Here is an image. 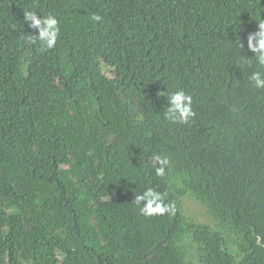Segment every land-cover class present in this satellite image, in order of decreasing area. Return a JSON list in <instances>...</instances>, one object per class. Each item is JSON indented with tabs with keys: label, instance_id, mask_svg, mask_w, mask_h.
<instances>
[{
	"label": "trees",
	"instance_id": "obj_1",
	"mask_svg": "<svg viewBox=\"0 0 264 264\" xmlns=\"http://www.w3.org/2000/svg\"><path fill=\"white\" fill-rule=\"evenodd\" d=\"M30 10L54 48L27 42ZM261 20L264 0H0V264H264ZM177 89L187 124L163 118ZM148 187L174 214H140Z\"/></svg>",
	"mask_w": 264,
	"mask_h": 264
},
{
	"label": "clouds",
	"instance_id": "obj_2",
	"mask_svg": "<svg viewBox=\"0 0 264 264\" xmlns=\"http://www.w3.org/2000/svg\"><path fill=\"white\" fill-rule=\"evenodd\" d=\"M91 19L99 22L102 17L94 14ZM24 21L29 28L36 29L37 35L26 37L29 44H39L41 49H52L56 46L60 36V26L58 19L52 15L37 16L36 11H25ZM237 43L240 44L239 40ZM241 45V44H240ZM242 46V45H241ZM247 47L255 56V64L260 69H264V20L258 23V31L250 33L247 37ZM251 66L250 61H246ZM252 87L264 89V71H252L248 77ZM195 112L192 108V96L183 89H177L167 94V109L164 112V119L171 123L187 124ZM154 160L157 163L155 175L163 177L169 164L167 157L159 154L155 155ZM166 192H160L152 187L146 188L139 194L135 195L133 202L137 205L141 215L151 217L153 215L174 214L175 206L171 203H165Z\"/></svg>",
	"mask_w": 264,
	"mask_h": 264
},
{
	"label": "rangeland",
	"instance_id": "obj_3",
	"mask_svg": "<svg viewBox=\"0 0 264 264\" xmlns=\"http://www.w3.org/2000/svg\"><path fill=\"white\" fill-rule=\"evenodd\" d=\"M105 72L109 76L116 75L113 70L105 69ZM182 202H183V212L188 218H193L199 222L209 223L210 220L207 218L204 208L201 207V205L198 202H196L193 198H191L190 196H186L182 199ZM187 248H188V252H191V258H193L194 261V257H195L194 247L188 245Z\"/></svg>",
	"mask_w": 264,
	"mask_h": 264
}]
</instances>
